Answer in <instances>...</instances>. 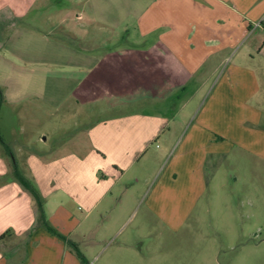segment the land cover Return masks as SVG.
<instances>
[{
  "label": "crops",
  "instance_id": "1",
  "mask_svg": "<svg viewBox=\"0 0 264 264\" xmlns=\"http://www.w3.org/2000/svg\"><path fill=\"white\" fill-rule=\"evenodd\" d=\"M66 1L39 33L32 14L39 0H0L4 102L34 96L29 52L38 38L69 52L54 64L47 57L55 69L47 74V103L71 102L90 122L78 141L30 155L20 172L37 189L50 226L86 264L161 261L165 236L200 225L189 218L212 182L235 176L220 172L231 155L239 168L244 152L264 161V0ZM53 31L61 39L73 33L75 48L49 40ZM0 166V264H81L36 226L34 202L2 152ZM147 189L143 219L122 235ZM248 193L259 197L242 191L236 205L224 200L225 228L238 230L225 238L243 240L245 228L257 226L258 247L264 205L253 201L245 211ZM115 235L122 238L101 252L100 239Z\"/></svg>",
  "mask_w": 264,
  "mask_h": 264
},
{
  "label": "rangeland",
  "instance_id": "2",
  "mask_svg": "<svg viewBox=\"0 0 264 264\" xmlns=\"http://www.w3.org/2000/svg\"><path fill=\"white\" fill-rule=\"evenodd\" d=\"M43 1L39 0L32 12L39 18L37 20L39 33L48 31L45 20L48 13L53 12L52 18L57 17L62 4L68 5L66 0H49L52 4L48 5L49 10L47 11V6L43 5ZM52 33L54 34L51 37H47L49 40L53 42L59 40L68 49L75 48L76 38L72 35L73 33H68L69 37L62 39L57 36L59 32L53 31ZM90 37L88 36V38ZM31 49L29 53L36 58L35 63L30 65V68H33L30 69L31 73L29 74V77L35 79L34 96L20 102L3 101L0 106V138L2 139L0 152L6 156L7 153L2 144L7 145L10 155H12L11 158L8 157L9 161L14 162L19 170L23 169L19 164L30 155L47 156V154L55 153L62 144H72V142L78 141L81 137L82 127H86L87 123H90L89 119L84 120L78 116L79 109L71 102L61 103L60 100H57L56 103H47V74L55 72L47 57L51 58L52 64H54L55 61H59L60 57L61 61L67 58L68 50V54L65 51L63 52L65 54H62L58 52L57 48L45 45L44 41L38 38L35 47L31 46ZM20 76L24 77L25 75L20 73ZM56 92L59 95L60 91ZM152 144H161V142L159 140ZM238 155L241 156L240 153ZM231 158L232 155L229 157V161L222 165L220 172L227 176H235L227 179L225 177L222 182H212L206 195L200 200L199 207L189 218V220H195L200 224L198 228L181 229L178 234L174 235L173 233L165 236L162 260L150 264H264V251L262 250L264 245H258L260 251L254 254L258 249L256 247L258 240L253 241L251 238L253 234H258L257 226L245 228L244 231H247L248 235L243 240L239 237L235 238L236 241L234 240L231 244L229 236L226 241L225 233L227 231L236 233L238 230L225 228V213L222 212L224 200L229 199L234 206L238 202V194L242 191L259 192V197L248 193L250 197L243 198L245 211L253 210L250 207V203L253 201L256 204L255 207L260 204L264 205V161L254 159L244 152L242 153L243 167L239 168L232 164ZM148 192L149 189L145 194H142L141 200L131 209L127 222L123 226L124 233L122 235L130 232L136 222L143 219L144 208L149 199ZM116 236L100 239L101 252L104 251V254H107L114 248L115 239L119 241L122 238Z\"/></svg>",
  "mask_w": 264,
  "mask_h": 264
},
{
  "label": "trees",
  "instance_id": "3",
  "mask_svg": "<svg viewBox=\"0 0 264 264\" xmlns=\"http://www.w3.org/2000/svg\"><path fill=\"white\" fill-rule=\"evenodd\" d=\"M3 101H4L3 92H2V89L0 88V106L3 103ZM0 143H2L1 138H0ZM2 145L5 148V151L7 153L6 155L11 158L12 155H10L8 146L5 144H2ZM12 176H13V179L23 188V190L30 195V197L32 198L34 202L36 214H37L36 226L39 228H43L45 231H47L51 235L56 236L58 239L63 241L64 244L76 255V257L79 259L81 264H86V262L83 260L82 254L80 253L78 246L74 242L68 240L66 237L57 233L56 230L50 226V224L48 223L46 219L44 209H43V202H42V199L37 189L27 178H25L22 175V173L18 169V166L14 162H12Z\"/></svg>",
  "mask_w": 264,
  "mask_h": 264
}]
</instances>
